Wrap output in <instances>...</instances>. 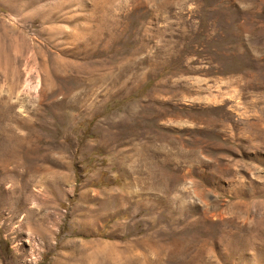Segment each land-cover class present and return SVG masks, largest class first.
<instances>
[{
	"label": "rangeland",
	"instance_id": "rangeland-1",
	"mask_svg": "<svg viewBox=\"0 0 264 264\" xmlns=\"http://www.w3.org/2000/svg\"><path fill=\"white\" fill-rule=\"evenodd\" d=\"M0 264H264V0H0Z\"/></svg>",
	"mask_w": 264,
	"mask_h": 264
}]
</instances>
